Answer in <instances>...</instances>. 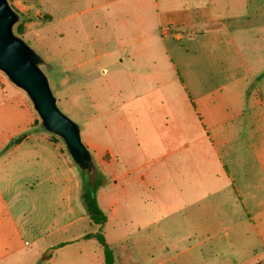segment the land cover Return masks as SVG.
<instances>
[{
	"label": "rangeland",
	"instance_id": "1",
	"mask_svg": "<svg viewBox=\"0 0 264 264\" xmlns=\"http://www.w3.org/2000/svg\"><path fill=\"white\" fill-rule=\"evenodd\" d=\"M34 2L33 20L13 5L14 33L47 63L57 106L91 153L115 264H264V0ZM0 81L60 151L55 180L70 167L66 212L58 183H43L55 216L41 213L23 232L70 221L44 243L77 248L95 230L80 198L81 170L62 139L44 130L28 96L1 72ZM150 169L157 187L140 179ZM115 183L132 192L120 205L121 245ZM34 248L8 254L4 264H32ZM48 253L36 264H48ZM59 258L78 263L71 251Z\"/></svg>",
	"mask_w": 264,
	"mask_h": 264
},
{
	"label": "crops",
	"instance_id": "2",
	"mask_svg": "<svg viewBox=\"0 0 264 264\" xmlns=\"http://www.w3.org/2000/svg\"><path fill=\"white\" fill-rule=\"evenodd\" d=\"M25 2L27 3V10L20 6L19 2L15 1L14 3L20 10L26 12L25 15L30 20H33L36 15L33 12V3L35 2L34 0H26ZM12 3L10 2L12 8H14L15 4ZM155 3L158 7V1H155ZM54 11L55 5L48 9L49 15L52 16ZM192 26V23H186L181 27ZM158 28L160 27L158 26ZM34 121V117L25 107L20 96L0 81V264H4V259L8 254L34 246L35 260L33 259L32 264H36L40 255L45 252H49L46 257L48 264H62L59 255L63 251L73 252L74 256L78 257V260L76 259L77 264H104L103 252L97 242L92 239H82V236L87 232L81 236L83 244L77 248H73L74 241L44 243L46 237L69 227L72 224L70 221L39 235L23 232V230H27V226H23V224L28 220L37 222V224L40 223L41 213L55 216L53 206L49 200V193L43 183L47 182L49 185L58 183L61 187V190L57 193V198L63 202L64 212H66V206L69 204L71 190L70 167H68V175L60 181L55 180V176L61 175V172L54 173V170L56 162L61 160L60 156L62 155L51 139L34 128ZM175 137H178V135L176 134ZM64 167L67 168L66 164H64ZM154 173L150 169L141 174L140 179L144 183V187H157L159 179L155 178ZM65 174L66 170L64 169ZM127 189L129 187L117 186V183H115V241L118 245L122 244L126 235V227L123 223L125 218L124 214L120 212V205L123 201H127L129 197L132 198V192L129 190L126 192ZM67 213H70L68 209ZM126 220H128V217ZM112 239H114V236H112ZM61 242L69 243L57 249H52L53 246ZM99 248L101 252H99Z\"/></svg>",
	"mask_w": 264,
	"mask_h": 264
},
{
	"label": "water",
	"instance_id": "3",
	"mask_svg": "<svg viewBox=\"0 0 264 264\" xmlns=\"http://www.w3.org/2000/svg\"><path fill=\"white\" fill-rule=\"evenodd\" d=\"M20 17L8 0H0V72L29 98L45 131L62 139L80 170L95 176L91 153L84 145L78 124L63 114L42 65L47 66L22 38L14 33Z\"/></svg>",
	"mask_w": 264,
	"mask_h": 264
},
{
	"label": "trees",
	"instance_id": "4",
	"mask_svg": "<svg viewBox=\"0 0 264 264\" xmlns=\"http://www.w3.org/2000/svg\"><path fill=\"white\" fill-rule=\"evenodd\" d=\"M81 173H82V185H81V195H80L81 202L85 208L86 214L89 218L91 225L96 227L94 231H89L85 233L82 236V239H85V240L92 239L96 241L97 244L102 249L104 264H114L113 251L107 244L104 233H103V226L105 225L107 221V217L104 211L99 206L97 197H96V191L100 187L98 176L97 174L93 176V174L87 173L86 171H83V170H81ZM68 243L69 242L58 243L55 246H53L52 249L53 250L57 249Z\"/></svg>",
	"mask_w": 264,
	"mask_h": 264
}]
</instances>
